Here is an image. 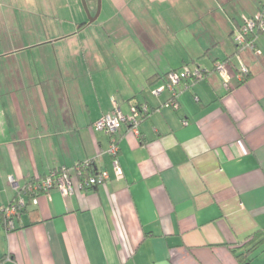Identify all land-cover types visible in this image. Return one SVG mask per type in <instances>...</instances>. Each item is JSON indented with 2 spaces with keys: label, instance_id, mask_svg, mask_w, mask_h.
<instances>
[{
  "label": "crops",
  "instance_id": "0c3cea01",
  "mask_svg": "<svg viewBox=\"0 0 264 264\" xmlns=\"http://www.w3.org/2000/svg\"><path fill=\"white\" fill-rule=\"evenodd\" d=\"M94 3L0 0V264H264V242L237 257L264 232V33L259 52L233 39L264 0H106L89 22ZM227 58L250 69L232 88L214 70ZM193 64L206 76L176 107L151 93ZM142 103L140 134L115 135L119 176L93 124ZM86 160L110 178L80 187ZM62 168L74 192L33 203L24 188ZM19 194L28 205L7 231L1 209Z\"/></svg>",
  "mask_w": 264,
  "mask_h": 264
},
{
  "label": "built area",
  "instance_id": "2783aa9c",
  "mask_svg": "<svg viewBox=\"0 0 264 264\" xmlns=\"http://www.w3.org/2000/svg\"><path fill=\"white\" fill-rule=\"evenodd\" d=\"M257 33H264V7L256 15L244 17L243 25L233 33V39L240 52L247 49L259 52L255 44L258 37ZM253 34L256 35V38ZM215 70L223 77L224 85L227 88H232L234 86L233 79H236L241 83L246 79L250 72L249 66L245 62H240L234 71L231 60L217 61L215 63ZM206 73L207 71L200 65H185L178 70L170 71L165 84L154 88L152 92L157 96L166 89L171 91L172 97L167 102V105L176 107L178 105V90L181 85L187 80L203 79L206 76ZM150 112L151 110L146 103L132 105L131 113L128 115L124 114L120 107L116 105L115 110L112 113L103 115L93 124L96 131H101L110 136L111 144L109 152L114 157V168L119 176L123 175V170L119 160V139L116 138L115 135L125 124L129 126V129L133 133L139 135L141 122L150 114ZM91 163V160H86L79 163L74 168L81 177L80 187L82 188L103 184L110 178V175L106 170L95 174L85 175V171L90 167ZM71 171L72 170L68 168L53 169L46 177L30 184L24 188V190L33 195V203L38 202L36 196L38 192L49 193L53 189H59L64 195H69L74 192ZM27 205L28 203L26 199L19 194L15 201L2 207L3 222L7 231L15 228L16 217H18Z\"/></svg>",
  "mask_w": 264,
  "mask_h": 264
},
{
  "label": "trees",
  "instance_id": "16d2710c",
  "mask_svg": "<svg viewBox=\"0 0 264 264\" xmlns=\"http://www.w3.org/2000/svg\"><path fill=\"white\" fill-rule=\"evenodd\" d=\"M87 23H83V24H81V28L82 27H84L85 25H86ZM260 34H262V33H257V36L259 37L260 36ZM253 36L256 38V35H254L253 34ZM250 37H252V36H250ZM257 37V38H258ZM256 46H257V40H256ZM247 50H250V49H247ZM253 51V50H252ZM255 51V50H254ZM225 60H231L230 58H227V59H225ZM223 61V60H222ZM202 67V66H201ZM174 70H178V69H174ZM214 70H215V66H214ZM170 71H172V70H170ZM169 71V72H170ZM216 71V70H215ZM168 72V73H169ZM217 72V71H216ZM168 73L166 74V76H165V82H166V79H167V76H168ZM218 73V72H217ZM219 74V73H218ZM248 77V76H247ZM246 77V78H247ZM159 78L158 77H153L152 79H151V82H152V84H155V82L158 80ZM188 81V80H187ZM191 81H193V80H191ZM194 81H197V80H194ZM163 84H165V83H163ZM162 84V85H163ZM159 86H161V85H159ZM159 86H156V87H159ZM156 87H153L152 89H151V93L153 94V89L154 88H156ZM165 91H167V89L165 90ZM169 91V90H168ZM164 92V91H163ZM162 92V93H163ZM161 93V94H162ZM170 93L172 94V92L170 91ZM160 94V95H161ZM154 95V94H153ZM156 96V95H155ZM157 96H159V95H157ZM172 97V96H171ZM169 101V100H168ZM143 104V103H142ZM146 104H148V103H146ZM148 106H149V108H150V110H152L151 109V107H150V105L148 104ZM131 108H132V106H131ZM114 110H115V108H114ZM113 110V111H114ZM122 111V110H121ZM123 112V111H122ZM112 113V112H111ZM124 113V112H123ZM131 113V109H130V112L129 113H124V114H126V115H128V114H130ZM102 117V116H101ZM100 117V118H101ZM99 118V119H100ZM146 118V117H145ZM126 125V124H125ZM124 126V125H123ZM92 163L90 164V167L85 171V175L86 174H89L90 175V173L89 172H91V169H92V166H93V161H91ZM90 170V171H89ZM91 174H93V172L91 173ZM95 174V173H94ZM39 180H41V179H39ZM38 180V181H39ZM37 182V181H36ZM33 183V182H32ZM23 190V189H22ZM32 195V194H31ZM262 242H264V232L263 231H257V232H255V233H253V234H251V235H249L248 237H247V239H246V241L244 242V243H242V245H240L241 247H248V249L246 250V252H244V253H242V254H240V255H238L237 257L239 258V260L240 261H242V262H244L246 259H248V257H249V255L250 254H252L253 252H255L258 248H259V246L261 245V243Z\"/></svg>",
  "mask_w": 264,
  "mask_h": 264
},
{
  "label": "water",
  "instance_id": "95a60500",
  "mask_svg": "<svg viewBox=\"0 0 264 264\" xmlns=\"http://www.w3.org/2000/svg\"><path fill=\"white\" fill-rule=\"evenodd\" d=\"M100 9H101V0H98V11H97V14H96V16H94V17H90V19H89V22H93L95 19H96V17L99 15V13H100Z\"/></svg>",
  "mask_w": 264,
  "mask_h": 264
},
{
  "label": "rangeland",
  "instance_id": "374dc122",
  "mask_svg": "<svg viewBox=\"0 0 264 264\" xmlns=\"http://www.w3.org/2000/svg\"><path fill=\"white\" fill-rule=\"evenodd\" d=\"M95 3H94V6H95V8H96V11H97V8H98V0H93ZM106 0H101V6H102V4H103V2H105ZM84 2H85V0H84ZM86 2L88 3V0H86ZM102 8V7H101Z\"/></svg>",
  "mask_w": 264,
  "mask_h": 264
}]
</instances>
